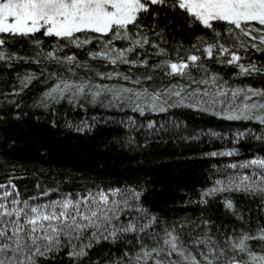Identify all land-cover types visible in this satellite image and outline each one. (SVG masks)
Masks as SVG:
<instances>
[{"label":"snow or ice","instance_id":"snow-or-ice-1","mask_svg":"<svg viewBox=\"0 0 264 264\" xmlns=\"http://www.w3.org/2000/svg\"><path fill=\"white\" fill-rule=\"evenodd\" d=\"M169 15L190 29L187 43H169ZM25 64L36 70L17 71L10 94L39 82L46 87L35 103L45 109L64 101L145 116L184 107L264 126V87L230 82L264 76V0H0V72ZM212 64L236 71L225 79ZM121 123L137 127L132 116ZM146 126L155 129L156 121ZM244 136L264 144V127L237 133L236 142ZM224 168L231 172L199 202L241 193L260 206L253 217L225 196L238 223L224 227L203 217L164 220L139 203L134 187L21 199L9 180L0 184V264H43L64 248L80 259L101 240L124 243L103 264H264V155Z\"/></svg>","mask_w":264,"mask_h":264},{"label":"trees","instance_id":"trees-1","mask_svg":"<svg viewBox=\"0 0 264 264\" xmlns=\"http://www.w3.org/2000/svg\"><path fill=\"white\" fill-rule=\"evenodd\" d=\"M164 35L169 43L188 42L190 29L179 19L167 17ZM151 23V20L148 21ZM164 26V18L157 21ZM261 54H255L259 59ZM211 63V62H210ZM36 65H17L0 72V184L12 181L21 199L51 195L56 199L67 193H85L98 188L134 187L141 191L139 203L164 220L203 217L216 225L231 226L238 221L223 206L225 196L236 200L242 211L253 217L260 214L258 201L241 193H222L200 203L201 192L223 178L224 166L231 162L264 155V144L236 135L262 127L251 121H228L191 108H174L167 113H146L85 104L73 106L62 101L50 108L36 106L45 85L33 82L20 95H11L15 73L36 70ZM2 68V65H0ZM212 70L228 79L236 70L212 64ZM235 84L264 87V76L242 77ZM135 117L137 127L121 123ZM156 121L155 129L147 122ZM142 125V126H141ZM163 129H168L165 131ZM218 135H211V133ZM133 142H130L129 138ZM238 149L239 156H211L212 152ZM249 209L251 211L249 212ZM135 215L131 213L130 216ZM122 219H124L122 217ZM131 239L125 236L124 240ZM123 241L101 240L86 257L72 259L64 248L43 264H103L107 256L119 255Z\"/></svg>","mask_w":264,"mask_h":264}]
</instances>
